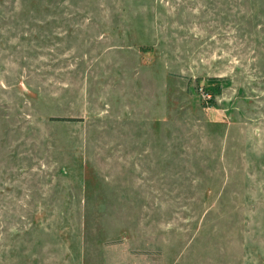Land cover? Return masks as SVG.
Segmentation results:
<instances>
[{
  "label": "rangeland",
  "instance_id": "rangeland-1",
  "mask_svg": "<svg viewBox=\"0 0 264 264\" xmlns=\"http://www.w3.org/2000/svg\"><path fill=\"white\" fill-rule=\"evenodd\" d=\"M0 264H264V0H0Z\"/></svg>",
  "mask_w": 264,
  "mask_h": 264
},
{
  "label": "trees",
  "instance_id": "trees-1",
  "mask_svg": "<svg viewBox=\"0 0 264 264\" xmlns=\"http://www.w3.org/2000/svg\"><path fill=\"white\" fill-rule=\"evenodd\" d=\"M50 120H55V121H75L78 120L76 118H72V117H50Z\"/></svg>",
  "mask_w": 264,
  "mask_h": 264
}]
</instances>
